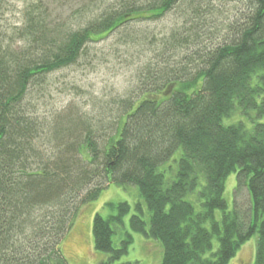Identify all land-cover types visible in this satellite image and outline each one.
Segmentation results:
<instances>
[{
	"label": "trees",
	"instance_id": "16d2710c",
	"mask_svg": "<svg viewBox=\"0 0 264 264\" xmlns=\"http://www.w3.org/2000/svg\"><path fill=\"white\" fill-rule=\"evenodd\" d=\"M227 1L83 0L63 23L54 0H0V264H68L61 246L79 206L112 183L136 187L139 199L119 247L131 203L95 214V248L109 255L101 264H127L118 261L132 232L159 242L161 264H229L257 235L255 264H264V0L232 13ZM183 2L180 27H133L159 26ZM121 30L126 45H147L148 62L114 133L100 143L86 123L82 136L74 117L49 128L30 97ZM40 140L53 145L48 154Z\"/></svg>",
	"mask_w": 264,
	"mask_h": 264
},
{
	"label": "rangeland",
	"instance_id": "374dc122",
	"mask_svg": "<svg viewBox=\"0 0 264 264\" xmlns=\"http://www.w3.org/2000/svg\"><path fill=\"white\" fill-rule=\"evenodd\" d=\"M82 1L54 0L52 4L54 16L63 23L68 21L71 11L79 6ZM242 2L244 0H229L222 4H224L227 13H232L243 6ZM217 4L216 2L215 5ZM185 6L186 3L184 2L176 6L167 18L161 21L159 26L156 23L140 21L134 22L133 27H139L143 32L148 31V26L158 33L164 30L170 32L171 29L176 28V25L181 23L183 19L181 17L186 12ZM21 7L20 2L15 5L16 13L11 16L12 20L19 21L21 19ZM154 27L156 28L154 29ZM124 34L121 30L98 43H90L86 48L87 57L84 56L77 64L49 76L43 87L44 91L47 92L46 95L35 92L36 95L30 97V100H33L35 104V113L47 118L46 122L49 128L53 126V122L58 117L61 118V121L71 120V117H74V119L81 120L77 122L81 125L80 133L82 136L86 134V123L92 125L93 130L102 136L98 137L99 139L96 137L100 143L105 138L108 140L109 136L114 133L116 130L114 128L115 118L123 112L122 101L131 99L134 93L139 92L137 76L141 72L142 64L148 62L147 45L138 48L130 47L123 42V36L127 35ZM188 50L189 48H186L184 52H188ZM66 124L69 126L68 123ZM49 128L46 130V134H50ZM74 137H77L76 134ZM39 143V147L42 146V149L46 150L43 152L53 148V145H49L47 141L40 140ZM236 186L237 176L236 173H232L226 180L224 195L229 210L235 207ZM138 199L136 187L119 186L112 183L101 190L96 200L79 203L81 205L75 215L74 223L64 237L61 246L68 264H101L106 261L109 255L95 248L93 234L95 214L101 212L105 217L109 216L110 209L105 206L109 201L115 203L128 201L131 203L132 210L125 217V225L120 229L122 233L114 237V245L119 247L123 233L130 230L129 219ZM242 200L246 204L249 203V195L245 189ZM222 215L221 210L216 211L218 220H221ZM132 234L134 242L129 252L118 263L161 264L163 249L159 242L147 239L140 233L132 232ZM256 249L257 235L239 249L229 264H255Z\"/></svg>",
	"mask_w": 264,
	"mask_h": 264
}]
</instances>
